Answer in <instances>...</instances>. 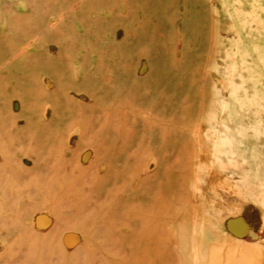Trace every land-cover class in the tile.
<instances>
[{"label":"rangeland","instance_id":"obj_1","mask_svg":"<svg viewBox=\"0 0 264 264\" xmlns=\"http://www.w3.org/2000/svg\"><path fill=\"white\" fill-rule=\"evenodd\" d=\"M0 264H264V0H0Z\"/></svg>","mask_w":264,"mask_h":264}]
</instances>
